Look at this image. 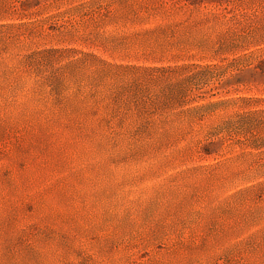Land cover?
I'll list each match as a JSON object with an SVG mask.
<instances>
[{
    "label": "rangeland",
    "instance_id": "rangeland-1",
    "mask_svg": "<svg viewBox=\"0 0 264 264\" xmlns=\"http://www.w3.org/2000/svg\"><path fill=\"white\" fill-rule=\"evenodd\" d=\"M0 264H264V0H0Z\"/></svg>",
    "mask_w": 264,
    "mask_h": 264
}]
</instances>
